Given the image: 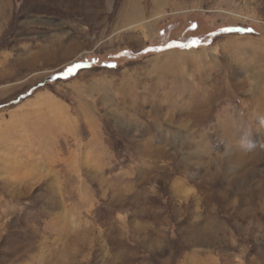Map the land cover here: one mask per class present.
<instances>
[{"label": "rangeland", "instance_id": "obj_1", "mask_svg": "<svg viewBox=\"0 0 264 264\" xmlns=\"http://www.w3.org/2000/svg\"><path fill=\"white\" fill-rule=\"evenodd\" d=\"M0 264H264V0H0Z\"/></svg>", "mask_w": 264, "mask_h": 264}, {"label": "snow or ice", "instance_id": "obj_2", "mask_svg": "<svg viewBox=\"0 0 264 264\" xmlns=\"http://www.w3.org/2000/svg\"><path fill=\"white\" fill-rule=\"evenodd\" d=\"M230 29H223L222 31H229ZM237 31H241L240 29H237ZM246 31H252V29H247ZM192 43H195V41H193ZM182 47H187V46H189V45H181ZM76 67H79L78 65H74V66H72V67H69L68 69H67V72L68 73H72L74 70H75V68Z\"/></svg>", "mask_w": 264, "mask_h": 264}]
</instances>
